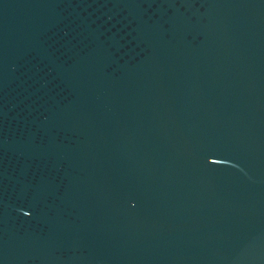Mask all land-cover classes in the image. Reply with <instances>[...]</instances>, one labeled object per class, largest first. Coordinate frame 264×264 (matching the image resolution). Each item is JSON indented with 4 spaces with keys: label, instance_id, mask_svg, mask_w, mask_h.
Listing matches in <instances>:
<instances>
[{
    "label": "water",
    "instance_id": "obj_1",
    "mask_svg": "<svg viewBox=\"0 0 264 264\" xmlns=\"http://www.w3.org/2000/svg\"><path fill=\"white\" fill-rule=\"evenodd\" d=\"M0 264H264V0H0Z\"/></svg>",
    "mask_w": 264,
    "mask_h": 264
}]
</instances>
